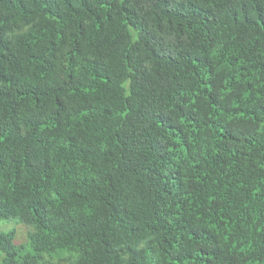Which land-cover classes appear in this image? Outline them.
<instances>
[{
  "label": "trees",
  "instance_id": "obj_1",
  "mask_svg": "<svg viewBox=\"0 0 264 264\" xmlns=\"http://www.w3.org/2000/svg\"><path fill=\"white\" fill-rule=\"evenodd\" d=\"M0 264H264V0H0Z\"/></svg>",
  "mask_w": 264,
  "mask_h": 264
},
{
  "label": "rangeland",
  "instance_id": "obj_2",
  "mask_svg": "<svg viewBox=\"0 0 264 264\" xmlns=\"http://www.w3.org/2000/svg\"><path fill=\"white\" fill-rule=\"evenodd\" d=\"M14 230H15V237L18 241H24L25 239V232H26V228L25 226L21 225V224H15L13 225Z\"/></svg>",
  "mask_w": 264,
  "mask_h": 264
}]
</instances>
